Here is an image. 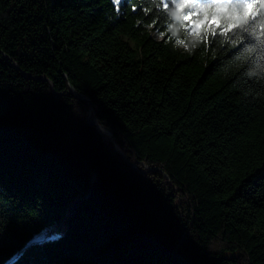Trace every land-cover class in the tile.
I'll list each match as a JSON object with an SVG mask.
<instances>
[{
    "label": "trees",
    "instance_id": "obj_1",
    "mask_svg": "<svg viewBox=\"0 0 264 264\" xmlns=\"http://www.w3.org/2000/svg\"><path fill=\"white\" fill-rule=\"evenodd\" d=\"M178 2L0 0V264H264V0Z\"/></svg>",
    "mask_w": 264,
    "mask_h": 264
},
{
    "label": "snow or ice",
    "instance_id": "obj_2",
    "mask_svg": "<svg viewBox=\"0 0 264 264\" xmlns=\"http://www.w3.org/2000/svg\"><path fill=\"white\" fill-rule=\"evenodd\" d=\"M161 3H163V0H161ZM159 6V5H158ZM169 3H163V7L165 9L169 8ZM231 7H240L241 5L238 3H234L230 5ZM185 7H188L191 9V11H189L188 14L184 15V20H188L189 16L192 15H196L197 12H202V11H206V10H219L220 9V5L217 3H211V2H205V0H199V2L196 3H192V4H188L186 3V0H182V2H178L175 3V11L173 13H179L180 10L184 9ZM156 15H159V13H156ZM214 18V17H213ZM209 28L212 27L211 24L208 25ZM233 27V25L231 24H226L225 28H231ZM256 25H252L250 27L247 28H243V32H248V33H252L255 30ZM237 39H239V34L237 35ZM179 43H183V41H179ZM262 45H264V41L261 42Z\"/></svg>",
    "mask_w": 264,
    "mask_h": 264
},
{
    "label": "rangeland",
    "instance_id": "obj_3",
    "mask_svg": "<svg viewBox=\"0 0 264 264\" xmlns=\"http://www.w3.org/2000/svg\"><path fill=\"white\" fill-rule=\"evenodd\" d=\"M189 25H188V29L190 31L191 37H197L199 35H201L208 27L209 24L212 25V21L207 20V19H202L200 20L199 18H191L189 17ZM179 46L182 48H187V45L183 44V43H179ZM106 138V137H105ZM110 138V137H109ZM123 151V150H122ZM137 169L140 170L142 173H145L147 171L148 166L146 165H138L135 164ZM63 225V227H66L67 223H61Z\"/></svg>",
    "mask_w": 264,
    "mask_h": 264
},
{
    "label": "bare ground",
    "instance_id": "obj_4",
    "mask_svg": "<svg viewBox=\"0 0 264 264\" xmlns=\"http://www.w3.org/2000/svg\"><path fill=\"white\" fill-rule=\"evenodd\" d=\"M90 119L93 120V117L90 116ZM97 124H98V126H97L98 130L102 131L106 135H108L110 137V140H111V135H110V132L107 130V128L103 127L99 123H97ZM62 230H63V225L62 224H60L58 226L51 227V228H47L44 231H42L40 234H38L37 238L38 239H43V238H49V237H56L62 232Z\"/></svg>",
    "mask_w": 264,
    "mask_h": 264
},
{
    "label": "water",
    "instance_id": "obj_5",
    "mask_svg": "<svg viewBox=\"0 0 264 264\" xmlns=\"http://www.w3.org/2000/svg\"><path fill=\"white\" fill-rule=\"evenodd\" d=\"M13 65L16 66V67L18 68V65H17L16 63H13ZM89 121H90L91 123L96 124V126H98L97 121H96L95 118H93V120H92V119H89ZM107 130L110 132V135H111V141H112V142H115V137H114L112 131H111L109 128H107ZM114 148H115V150H116L118 153H120L121 155H123L124 157H126L125 152L121 150V148L119 147V145H118L117 143H115V147H114ZM133 166L137 169L135 163L133 164ZM140 172H141V171H140ZM142 172H143V171H142ZM63 230H64V227H63ZM63 230H62V231H63ZM61 234H62V232H61L59 235H61ZM59 235H58V236H59ZM37 236H38V235H36V236H35V237H34V238H33V239H32V240L26 245V247L29 246V245H31V244L40 243V242H43V241H45V240H49V239H53V238H57V237H58V236H56V237H49V238L38 239ZM20 252H22V251H20ZM20 252H19V253H20ZM15 258H16V256H15L11 261H13ZM11 261H9V262L6 263V264H9Z\"/></svg>",
    "mask_w": 264,
    "mask_h": 264
},
{
    "label": "clouds",
    "instance_id": "obj_6",
    "mask_svg": "<svg viewBox=\"0 0 264 264\" xmlns=\"http://www.w3.org/2000/svg\"><path fill=\"white\" fill-rule=\"evenodd\" d=\"M172 15H173L174 17H177V18H178V16H179L178 13H172ZM253 74H254V73H253Z\"/></svg>",
    "mask_w": 264,
    "mask_h": 264
}]
</instances>
